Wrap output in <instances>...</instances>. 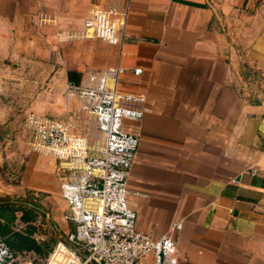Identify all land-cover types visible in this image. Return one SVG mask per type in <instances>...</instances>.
<instances>
[{
    "label": "crops",
    "instance_id": "1",
    "mask_svg": "<svg viewBox=\"0 0 264 264\" xmlns=\"http://www.w3.org/2000/svg\"><path fill=\"white\" fill-rule=\"evenodd\" d=\"M95 9L119 13L121 43L83 29ZM0 58V128L19 134L28 111L71 116L91 152L102 135L66 86L118 63L116 88L142 98L140 118L122 122L138 139L126 175L136 230L168 233L184 264H264V0H0ZM10 159L0 195L40 198L63 236L56 161L27 142ZM45 235H29L44 259Z\"/></svg>",
    "mask_w": 264,
    "mask_h": 264
},
{
    "label": "built area",
    "instance_id": "2",
    "mask_svg": "<svg viewBox=\"0 0 264 264\" xmlns=\"http://www.w3.org/2000/svg\"><path fill=\"white\" fill-rule=\"evenodd\" d=\"M118 14L114 9H95L82 20L83 29L97 40L117 45L124 36ZM124 71L117 63L80 84L67 83V91L77 98L79 108L93 116L102 135L103 146L97 152H91L87 138L76 132L75 118L32 111L25 115L30 149L56 161L59 196L65 202L62 218L72 228L55 240L45 259L32 249L12 252L0 237V264H184L168 233L155 240L136 230L135 213L128 206L126 175L138 139L123 129L122 122L140 118L143 110L140 96L116 88ZM16 220L18 227L26 225ZM181 223L173 221L170 230H178ZM32 238L42 241L40 233L33 232ZM148 256L150 260L143 261Z\"/></svg>",
    "mask_w": 264,
    "mask_h": 264
},
{
    "label": "rangeland",
    "instance_id": "3",
    "mask_svg": "<svg viewBox=\"0 0 264 264\" xmlns=\"http://www.w3.org/2000/svg\"><path fill=\"white\" fill-rule=\"evenodd\" d=\"M2 63L5 62H2V59L0 58V69L3 67ZM6 66H8V64ZM10 68L20 69V65L13 64L12 66L10 65ZM26 114L27 112L25 114H18L17 118L20 125L24 123L23 117L25 118L24 115ZM19 131V134L14 135L13 131L8 129V127L7 129L0 128V155L2 156H0V164L3 165L4 169L8 168L9 166L8 163L11 161V153L14 155L16 150L26 142L27 146H29V149L31 148L29 145L30 132L25 127V123L19 129ZM4 139H7V142ZM14 166L15 168H18L19 159ZM0 201H9L8 203H10H7L8 205L0 204V237L7 246L8 250L16 252L24 249L31 241L29 235L32 236L31 233L33 231L40 234L44 232V234H46V240L44 245H42L43 253L51 249L57 238L49 219L50 215L48 204H42V201L38 197H17L11 196L10 194H5L3 196L0 195ZM17 218H19L22 223H26L23 228L18 227V220H16ZM29 222H36L40 225H36L37 227L35 228V225L29 224Z\"/></svg>",
    "mask_w": 264,
    "mask_h": 264
},
{
    "label": "trees",
    "instance_id": "4",
    "mask_svg": "<svg viewBox=\"0 0 264 264\" xmlns=\"http://www.w3.org/2000/svg\"><path fill=\"white\" fill-rule=\"evenodd\" d=\"M0 204H7V202H0ZM8 204H10V203H8ZM24 249H32L34 251H37L38 250V246L31 240L29 242V244Z\"/></svg>",
    "mask_w": 264,
    "mask_h": 264
},
{
    "label": "water",
    "instance_id": "5",
    "mask_svg": "<svg viewBox=\"0 0 264 264\" xmlns=\"http://www.w3.org/2000/svg\"><path fill=\"white\" fill-rule=\"evenodd\" d=\"M30 205V204H29ZM161 256V254H159Z\"/></svg>",
    "mask_w": 264,
    "mask_h": 264
},
{
    "label": "bare ground",
    "instance_id": "6",
    "mask_svg": "<svg viewBox=\"0 0 264 264\" xmlns=\"http://www.w3.org/2000/svg\"><path fill=\"white\" fill-rule=\"evenodd\" d=\"M103 144V143H102ZM95 145V144H94ZM91 150V149H90Z\"/></svg>",
    "mask_w": 264,
    "mask_h": 264
}]
</instances>
